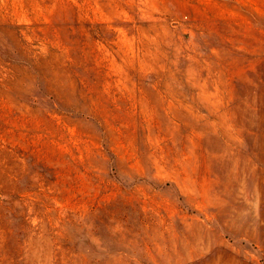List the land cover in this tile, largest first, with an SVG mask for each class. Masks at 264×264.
<instances>
[{"label": "rangeland", "instance_id": "rangeland-1", "mask_svg": "<svg viewBox=\"0 0 264 264\" xmlns=\"http://www.w3.org/2000/svg\"><path fill=\"white\" fill-rule=\"evenodd\" d=\"M0 264H264V0H0Z\"/></svg>", "mask_w": 264, "mask_h": 264}]
</instances>
